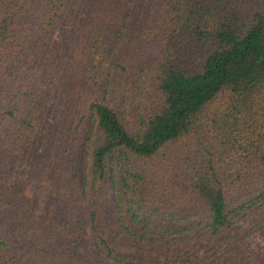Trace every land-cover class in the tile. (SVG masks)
Masks as SVG:
<instances>
[{
  "label": "trees",
  "instance_id": "1",
  "mask_svg": "<svg viewBox=\"0 0 264 264\" xmlns=\"http://www.w3.org/2000/svg\"><path fill=\"white\" fill-rule=\"evenodd\" d=\"M87 228L100 264H264V0H0V264Z\"/></svg>",
  "mask_w": 264,
  "mask_h": 264
},
{
  "label": "rangeland",
  "instance_id": "2",
  "mask_svg": "<svg viewBox=\"0 0 264 264\" xmlns=\"http://www.w3.org/2000/svg\"><path fill=\"white\" fill-rule=\"evenodd\" d=\"M52 122L53 119L51 116L50 118L45 116L42 122H39L38 124V137L35 141L34 148H37L40 153L47 147L52 150L56 143L55 136L53 135L54 132L51 127L53 125ZM32 157L33 152H28L16 163L12 170V175L15 177H12L10 182L7 183L6 186L8 188H13L14 186L17 187L18 183H23L25 171L28 170L29 162ZM23 189L24 194L33 201L37 213H43L47 210L48 205L46 202V195L43 191L35 193L33 185L29 183L23 184ZM76 245L78 255L84 264H100V262L104 260L103 256L96 251L88 228L86 229L85 234L80 237ZM252 246L255 251H258L259 253L264 252V236L259 234L254 236L252 238ZM211 255V250L202 247L201 250L198 251V264H206V262L212 258ZM238 261H240V264H247L245 261H241L240 258Z\"/></svg>",
  "mask_w": 264,
  "mask_h": 264
}]
</instances>
